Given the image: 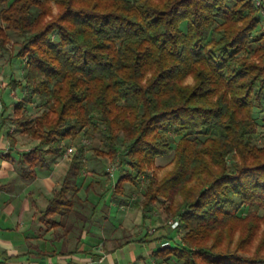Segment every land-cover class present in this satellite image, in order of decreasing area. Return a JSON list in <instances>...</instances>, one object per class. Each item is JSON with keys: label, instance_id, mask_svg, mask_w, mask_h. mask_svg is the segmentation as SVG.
Masks as SVG:
<instances>
[{"label": "trees", "instance_id": "1", "mask_svg": "<svg viewBox=\"0 0 264 264\" xmlns=\"http://www.w3.org/2000/svg\"><path fill=\"white\" fill-rule=\"evenodd\" d=\"M261 7L254 0H0V55L24 61L22 81L8 84L27 92L11 120L37 141L17 152L20 176L50 170L65 141L96 131L93 155L122 169L111 200L126 205L133 188L125 185L144 178L142 199L132 202L142 219L160 202L176 222L180 239L160 237L152 258L264 264V140L257 145L253 117L264 109ZM9 32L20 40L10 44ZM34 101L41 111L31 118L25 109ZM0 105L1 129V89ZM7 139L0 157L9 161L15 141ZM81 139L39 216L43 232L52 230L57 240L73 229L66 218L78 213ZM167 155L171 169L150 174ZM86 221L74 248L58 254H88L81 247Z\"/></svg>", "mask_w": 264, "mask_h": 264}, {"label": "rangeland", "instance_id": "2", "mask_svg": "<svg viewBox=\"0 0 264 264\" xmlns=\"http://www.w3.org/2000/svg\"><path fill=\"white\" fill-rule=\"evenodd\" d=\"M255 4L263 6L260 9V23L259 30H264V0H254ZM184 27V25H182ZM10 44L19 41L20 39L13 33L9 32ZM9 44V45H10ZM8 52L0 55V89L2 90V101L7 105V110L4 113L6 117V124L0 129V147L2 152L5 151L4 147L9 146L7 134H10L15 141V147L18 149H28L34 147L37 141L32 140L28 136L21 134L18 127L12 122L13 106L22 98L27 96V92L21 87L12 90L9 86V81L16 80L22 81L24 74V61L9 58ZM190 81V79H187ZM0 105V112H1ZM25 111L31 116L35 117L41 111L37 106V101L29 104ZM254 120L257 124L258 134L256 136L257 145H261L264 140V109L260 111L255 109L253 113ZM82 138V139H81ZM179 136H175L177 140ZM86 144L85 148V172L79 183L78 197L80 201L75 203L74 208L78 212L76 215L72 214L66 218V222L73 225V229L67 234L61 235L60 239L56 242H65L66 250H72L76 242V236L79 228L82 225V219L87 218L85 227L88 229L89 235L81 240V247L87 250L85 252L74 253L73 264H177L169 260L163 262L159 259H154L150 256L151 252L161 242L160 237L172 236L174 240H179L181 234H174L172 232L175 226L172 218H166L164 205L157 202L151 210L149 218L142 219L141 210L132 202H140L142 199L143 181L138 186H132L127 183L126 189L133 188L131 194L124 198L128 199V203L123 206H118L117 203L111 200V190L114 183L122 173L121 166L118 162H111L107 158L97 157L93 155L92 147L99 144L98 133L90 131L87 136H80L75 142L65 141L67 146H72L76 149L78 140ZM72 156V155H71ZM70 155H63L60 157L61 164L57 166L54 173L55 187H58L60 180L63 178V171H65L66 164L69 163ZM172 155L157 158L155 168L149 171L150 174L161 177L168 170L171 169ZM122 167L125 166L121 164ZM124 172V171H123ZM2 183V179H0ZM90 184V185H89ZM0 193H4L0 191ZM40 203L43 206L46 204V197L40 198ZM44 208V207H43ZM96 211H94V209ZM241 215L246 213V209L240 212ZM239 213V214H240ZM259 214L264 213V209L258 210ZM57 218V217H56ZM58 234L63 233V229H58ZM52 233H50L51 235ZM50 236L49 241H54ZM158 237L157 240L154 238ZM57 240V239H56ZM63 240V241H62ZM129 241L122 247L114 249L120 242ZM49 244V248H51ZM55 248H62V245L54 243ZM80 247V248H81ZM114 249V250H112ZM110 251V259L106 256V252ZM93 254L101 255L98 261L92 259ZM52 264L64 263L59 261L55 256L52 257ZM35 264H50L45 257L42 263L36 262Z\"/></svg>", "mask_w": 264, "mask_h": 264}, {"label": "crops", "instance_id": "3", "mask_svg": "<svg viewBox=\"0 0 264 264\" xmlns=\"http://www.w3.org/2000/svg\"><path fill=\"white\" fill-rule=\"evenodd\" d=\"M9 146L4 147L6 149L3 152L0 147V156ZM28 149H18L14 145L9 161L0 157V179H2L0 191L4 192L0 193V260H5L6 264H35L42 263L47 257V262L52 264L54 260L52 257L55 256L59 261H64L59 264H67L68 261L74 260L73 254H58L61 248L53 246L54 243L61 244L65 252L71 250H66L65 242H56L58 240L54 235L52 237L54 241L47 240L52 236L50 235L52 230L43 232L44 226L39 219L52 195V190L56 188L54 173L62 161L58 160L50 170H36L34 178L25 180L20 176L17 152ZM43 196L46 197V204L42 206L40 198ZM86 237L87 235H84L82 239ZM49 244L51 248L48 247ZM106 256L110 259V253Z\"/></svg>", "mask_w": 264, "mask_h": 264}, {"label": "built area", "instance_id": "4", "mask_svg": "<svg viewBox=\"0 0 264 264\" xmlns=\"http://www.w3.org/2000/svg\"><path fill=\"white\" fill-rule=\"evenodd\" d=\"M73 151V147L72 146H68L64 152V156L66 155H70ZM174 224L176 225V222L174 221Z\"/></svg>", "mask_w": 264, "mask_h": 264}]
</instances>
